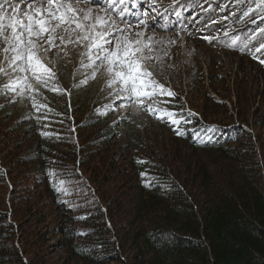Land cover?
I'll return each instance as SVG.
<instances>
[{
    "label": "trees",
    "instance_id": "16d2710c",
    "mask_svg": "<svg viewBox=\"0 0 264 264\" xmlns=\"http://www.w3.org/2000/svg\"><path fill=\"white\" fill-rule=\"evenodd\" d=\"M239 57L231 82L198 81L236 87L234 121L104 119L89 86L43 110L1 100L0 264H264V65Z\"/></svg>",
    "mask_w": 264,
    "mask_h": 264
},
{
    "label": "rangeland",
    "instance_id": "374dc122",
    "mask_svg": "<svg viewBox=\"0 0 264 264\" xmlns=\"http://www.w3.org/2000/svg\"><path fill=\"white\" fill-rule=\"evenodd\" d=\"M161 1L164 8L175 19L174 21L163 20L161 23L163 26L157 27L149 23L141 24V20L134 23H127L122 19L116 20L107 10L94 4L72 0L73 3L78 2L79 6L85 10L94 9L93 15H103L102 17L109 20L108 27H111L112 21H115V26L124 30L122 35L129 36L132 40L138 38L136 33H143L139 39L149 43L152 49L150 53L146 49L145 55L154 57L146 61L147 66L153 73L154 79L164 85L166 89L173 91L172 86L177 88V102H185V99L190 100L192 108L204 112V114L201 113L203 117L205 116L210 120L226 118L228 113L232 114V121L236 120V87L234 86L233 91H221L224 94H229L224 95L226 98H221L215 95L208 84L209 82L206 83L207 87L200 88L198 81L201 75L207 78V75L211 73L213 78L218 76L222 80L227 79L231 82L235 67L239 63V59L241 60L238 51L253 52L264 44V12H261L264 0ZM115 6L121 7L124 4L117 3ZM21 11L19 15H22L25 9ZM187 11H193V13L187 14ZM9 15H11L10 11ZM166 15V11L161 14L163 18H166ZM169 25H173V29H169L171 28ZM61 34L63 35V33ZM113 35L117 34L113 33ZM149 38L151 39L149 40ZM67 39L68 37L65 36V40ZM71 39L75 41V35H72ZM41 43L45 48L48 47L43 41ZM55 43L59 47H52L47 53L44 51L39 53L43 63L55 73V78L49 79L45 85L30 72L13 71L2 51L5 45L0 42V68L4 69V72L0 73L3 80L0 101L21 105L24 100L30 98L44 103L50 94V100L54 103L50 104L56 106L62 91H53L52 89H67L70 78H72L70 84L78 80V83L89 86L95 94L105 99L104 104H101L103 106L96 109L98 113L109 111L111 118L116 117L115 119H117L122 116L132 118L143 128H149L150 123L147 115L136 107L135 102L130 103L127 100L117 98L120 94L114 93L113 88H118L120 85L108 86L107 82L110 76L100 66V61H97L96 65L92 67H82V62L83 64L89 63L88 55H84L89 51L86 47L87 42L61 45L60 41L57 40ZM61 48L63 51L60 50ZM95 55L96 53L93 51L92 56L95 57ZM256 55L261 60L264 59V50L256 51ZM242 60L243 64L245 60L243 58ZM93 72L96 73L94 79L91 78ZM252 75H254V71H250V76L252 77ZM25 76H27V85L30 87L17 85L15 89H4L5 85L14 84L18 79L22 82ZM83 80H87V83H81ZM248 84L247 90L253 86ZM211 86L215 87L214 84ZM216 88L220 87L216 85ZM240 92H242L241 89ZM209 97H214L216 100H211ZM169 100L170 97L168 99L167 96L157 95L145 99L144 105L174 112ZM186 103L188 102H185V107L187 106ZM37 107L40 108L38 105ZM156 114L162 115L159 112ZM164 118L169 120L167 116ZM62 119L65 124L68 117L63 115ZM68 123L72 128V122ZM160 131L163 132L161 129ZM256 131L254 134L251 131V135H255ZM114 142L119 143L120 139L115 138ZM53 256L58 259L61 254L59 251H53ZM61 262L62 260H59L60 264Z\"/></svg>",
    "mask_w": 264,
    "mask_h": 264
},
{
    "label": "snow or ice",
    "instance_id": "6c2138e0",
    "mask_svg": "<svg viewBox=\"0 0 264 264\" xmlns=\"http://www.w3.org/2000/svg\"><path fill=\"white\" fill-rule=\"evenodd\" d=\"M25 2L27 9L22 15H18L21 10L20 4L15 6L8 4L5 7L6 0H0V42L5 45L2 51L13 71L30 72L38 81L46 85L49 79L55 78V73L43 63L39 55L40 51L47 53L52 47H59L55 43L57 40L61 45L87 42L86 47L89 51L84 55H88L89 63L82 62V67H92L100 61V66L110 76L108 86L120 85L118 88H113L114 93L120 94L117 98L143 106L145 99L156 95L175 97L176 94L155 80L149 70L146 61L154 57L145 55L146 49L149 53L152 49L149 43L139 39L143 33H136L138 38L132 40L129 36L122 35L124 30L116 27L115 21H112V26L108 27V19L93 15L94 9L85 10L78 2L73 3L72 0H34V2L25 0ZM88 2L95 3L96 0H88ZM106 3L114 6L117 3L123 4L124 0H106ZM140 23L145 22L141 20ZM113 33L117 35L114 36ZM72 35H75V41L71 39ZM65 36L68 37L67 40ZM42 41L48 45L47 48L43 46ZM60 50L63 51V48ZM262 50L264 44L256 49L257 52ZM93 51L96 53L95 57L92 56ZM260 63L264 64V59L260 60ZM2 72L4 69L0 68V73ZM95 75L96 73L93 72L91 78L94 79ZM81 83H87V80ZM17 85L30 87L27 85V76L23 77L22 82L18 79L14 84L5 85L4 89H15ZM52 90L62 91L59 88ZM147 110L162 113L157 116L158 119L167 116L172 124L180 123V120L175 118L176 113L167 109H155L149 105ZM212 130L214 131L215 128ZM177 134L183 135V132L178 130ZM60 183L63 185L65 182L60 181Z\"/></svg>",
    "mask_w": 264,
    "mask_h": 264
},
{
    "label": "bare ground",
    "instance_id": "6f19581e",
    "mask_svg": "<svg viewBox=\"0 0 264 264\" xmlns=\"http://www.w3.org/2000/svg\"><path fill=\"white\" fill-rule=\"evenodd\" d=\"M9 3L8 2H6V5H5V7H7V5H8ZM25 9V8H24ZM23 9V10H24ZM22 10V9H21ZM105 12V11H104ZM20 13H21V11H20ZM20 13H18V14H20ZM103 16V15H102ZM206 33V32H205Z\"/></svg>",
    "mask_w": 264,
    "mask_h": 264
}]
</instances>
